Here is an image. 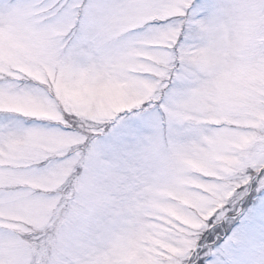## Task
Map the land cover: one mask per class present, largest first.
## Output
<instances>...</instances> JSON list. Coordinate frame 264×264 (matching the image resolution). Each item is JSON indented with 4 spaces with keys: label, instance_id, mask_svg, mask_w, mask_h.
<instances>
[{
    "label": "snow or ice",
    "instance_id": "1",
    "mask_svg": "<svg viewBox=\"0 0 264 264\" xmlns=\"http://www.w3.org/2000/svg\"><path fill=\"white\" fill-rule=\"evenodd\" d=\"M0 264H264V0H0Z\"/></svg>",
    "mask_w": 264,
    "mask_h": 264
}]
</instances>
